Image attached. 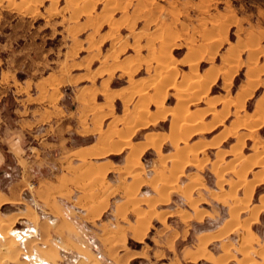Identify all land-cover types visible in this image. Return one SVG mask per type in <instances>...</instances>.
Here are the masks:
<instances>
[{"label":"rangeland","instance_id":"1","mask_svg":"<svg viewBox=\"0 0 264 264\" xmlns=\"http://www.w3.org/2000/svg\"><path fill=\"white\" fill-rule=\"evenodd\" d=\"M40 1L0 0V74L3 69H10L12 73L17 71V78H36L60 65L62 58L81 59L85 53L89 56L84 60L90 62V70L102 63L103 71V68H109L107 61L111 58L117 61L123 59L124 64L134 71L130 77V93L139 96L134 97L129 104L131 122L137 124L138 121L134 120L137 115L138 119L145 118L146 122L163 118L139 130L132 140L140 139L147 131H163L168 132V135L161 137L160 142H166L159 150H144L139 160L134 161V165L126 160V166L123 164L117 167L120 184L123 186L119 187L120 190L115 189L119 193L116 194V198L119 195L116 201L107 198V181L112 180L110 177H101L91 162H84L82 167H78L81 170L72 181L84 182L81 187L78 186L84 192L77 200L81 208L68 204L70 208L65 217L72 221L71 233L79 245L70 241L62 242L57 234L46 239H36V233L28 231V227H24L22 223L17 226L6 225L3 216L5 209H0V230L3 231L2 234L0 231V264H221V259H213V255L225 248L236 256L224 264H263L264 253L261 252L264 251V211L260 209L264 205V99L258 101L254 112L253 109L256 100L264 91V0ZM163 63L170 68L169 72L161 68ZM213 66L219 72H216L218 75L213 82L208 83L206 94L204 89L189 93L192 88L188 85L193 81L187 80L186 76L192 77L197 73L212 80V72L209 71ZM102 71L93 70V74L100 77L103 75ZM160 76L170 77V83L163 82ZM226 81L227 85L224 84ZM119 84H127V78L116 74L110 86ZM72 88L74 87L67 89L71 91ZM178 88L186 95V99L183 98L184 95L180 98L177 96ZM201 94L212 98L199 97ZM248 95L250 97L246 99ZM178 101L181 103V110L176 109ZM156 104L163 106L161 107L164 108L162 111L165 115L161 114V109L158 111ZM230 104L231 109H228ZM15 106L16 100L9 91L0 100V118L15 125ZM241 107L242 110L239 111ZM208 111L213 112L209 114H213L212 121L204 122L209 119ZM190 117H198L201 123L197 125L202 128L200 132H207L188 137L187 149L191 151L186 150L182 153L183 157L181 153H177L180 157L173 161L176 150L187 147L184 141H177V145L174 142L180 136L188 134L184 133L181 124L190 121ZM218 122L221 123L215 126ZM172 123H176V126H172ZM2 127L1 137L4 136ZM156 138L151 140L155 141ZM2 142L0 140V145ZM194 148L200 150L195 159L192 155ZM128 150L124 149L118 155L105 158L124 162ZM243 160L245 162L242 164ZM255 161H262V165L258 163L257 167L251 169ZM176 162L178 166L181 164V169H178L184 174L180 180H175L179 176L178 169V175L171 176L174 174L176 167L173 166H176ZM10 168V176H16L17 168L12 163ZM133 176L144 180L134 193L128 186L131 183L125 184L131 179L134 180ZM8 178L9 176H0V188H4ZM241 181L251 182L249 189L252 190L243 191L248 186H240ZM35 186L34 179L28 183L23 194L34 211L30 220L37 217L47 219L51 214L48 208H43L34 198ZM162 188L165 189L166 196H161L163 193L159 195L158 190H163ZM76 193L73 191L72 197ZM141 196H147L148 199ZM160 196L165 197L164 200ZM88 199L91 200V205L87 210L82 200L89 202ZM118 200L122 203L114 210L113 203ZM236 201L238 205L248 203L247 208L239 213L237 221L232 223L234 230L231 229L226 236L212 240L209 244V234L198 236L205 230L217 229L224 218L230 217L231 206L234 207ZM100 206H104L103 213L95 211ZM152 210L153 215L144 235H150V228L154 238H144L141 243L133 242L131 239L136 236L134 227L137 211L146 214ZM94 214H99L97 219L91 217ZM205 215L208 218L203 222ZM255 215L256 219L253 218ZM177 219L183 225L174 222ZM158 220H162L164 229L168 228L169 231L161 234L163 230L159 228ZM167 221L171 224L167 225ZM246 223H249L250 235L246 242H242ZM172 226L178 230H183L186 226L185 234L189 232L186 239L176 240L174 243L169 239L171 251L163 253L162 257L159 254L153 256L152 251L155 248L163 247L161 238L174 237L168 235L173 230ZM15 229L18 234L14 233ZM198 239L207 253H200L203 258L195 263H184L179 249L184 245L195 247ZM67 247L72 249L68 250ZM243 249L246 252H242ZM137 254L142 257L129 259ZM76 260L78 261L75 263Z\"/></svg>","mask_w":264,"mask_h":264},{"label":"crops","instance_id":"2","mask_svg":"<svg viewBox=\"0 0 264 264\" xmlns=\"http://www.w3.org/2000/svg\"><path fill=\"white\" fill-rule=\"evenodd\" d=\"M82 48L86 47L82 46ZM88 48L90 47L86 49ZM87 58H89V56L86 53L81 59H76L75 57L71 59L62 58L60 65L36 78H17L15 76L17 71L15 69L13 73L10 69H3L0 74V87H2L0 91V100L4 98L9 91L12 92L16 100V106L14 108L16 114L14 120L15 125L7 122L5 118H0V127L3 126L2 128L4 129V136H0V140H3L0 145V176H9L4 188H0V209H5L3 214L4 219H6L4 220L5 223H11L12 226H17L21 223L24 224V227H28V231L36 233V239H46L52 234H57L62 242L70 241L75 245H79V242L73 238V234L71 233V226H73V223L65 217L71 204L76 208H81L80 205L77 204V200L79 196H82L81 193L83 194L84 192H81L78 186L81 187L84 182L80 181L74 183L72 181L73 177L81 170L78 169V167L84 162H92L93 167L96 168L97 171H104L106 179L109 177L112 179L111 181H107L109 190L107 198H113L114 200H112L116 201L119 197L118 195L116 198V194L119 193H116L115 189L120 190L119 187L123 186L120 184L118 168L125 164L131 152L130 145H136V143L141 144L142 142L145 143L152 133L153 137L151 136V138L153 140L156 137L168 135V132L163 131H147L140 139L132 140L139 130L163 120V118L158 117L159 119H153L149 122H141V118L138 119L136 116L134 120H138V122L132 125V119L130 113H128L131 110L129 104L134 97H139L136 94L130 93L132 89L130 86L131 84L129 85L130 76L134 71L131 70L129 65L124 64L125 60L122 61V59L117 61L112 58L107 61L109 65L108 69L103 68L102 71L101 67L103 65L99 63L96 68L90 70V62L88 63V60H84ZM90 61H92V59ZM93 70L102 71L103 75H100V77L99 75L96 76V74H93ZM116 74L119 75V77H126L127 84L110 86V82ZM162 81L166 80L162 79ZM70 87L74 88L69 91L67 88ZM116 94L118 96H116ZM249 97L250 95H248L246 99ZM262 97H264V91L256 100L253 112L257 109L258 101ZM207 98L212 97L210 96ZM205 100L206 99H204V101ZM245 101L242 103V107H244ZM231 106L232 104L229 105L228 109H231ZM242 107L239 111L242 110ZM262 108L264 109V105ZM209 114L208 111L207 115L209 119L207 121L204 120V122L212 121V114ZM220 123L221 122L216 123L215 126ZM142 124L144 127H142ZM138 126L141 127L138 128ZM120 137L123 139L121 138V140H119ZM122 140L131 141V144ZM164 142L166 141L161 143L160 148L163 147ZM128 144L129 146L126 147ZM119 145L121 147H119ZM153 145L154 144L148 145L145 150L153 149L156 151V145ZM102 147L104 149H102ZM128 148L130 151H127V157L125 156L123 159L124 162L121 160L114 162L111 158H105L109 155H118L122 150ZM94 154H96V156ZM244 162V160L241 161L242 164ZM10 163L18 170L17 175L14 177H12V175L10 176ZM257 166V164H253L251 169ZM183 175L184 174L181 173L177 180H180ZM34 179L36 186L33 191V196L43 208H48L47 210L53 218L51 216H48L47 219H39L38 217L37 219L35 217L36 219L30 220V217H33L34 211L23 194L24 191L27 190L28 183ZM132 182L133 180L131 179L125 184H130ZM73 191L77 192L75 197H72ZM141 198L148 199L147 196H141ZM88 200L89 202L87 200V202L82 200V204L86 205L85 209L87 207V210L91 205V200ZM121 203L122 201L120 200L113 203V209L116 210ZM263 210L264 208L261 209V211ZM104 211L105 210H103L102 213ZM98 215L99 214H94L91 217L97 219ZM206 215L205 217L203 216V222L208 218ZM229 218L230 217L224 218L222 224L217 229L213 231L211 229L205 230L200 232L198 236L209 234V236H207L209 238L208 244L210 242L212 243V234L219 230L223 226V223ZM156 220L152 221L151 224L155 223ZM157 222L160 225L159 228L163 230L161 234L169 231L168 228L164 229L165 227L162 220H158ZM169 222L167 221V225L171 224ZM174 222H180L179 224L183 225V222L178 219L174 220ZM175 226L177 227L178 225L175 224ZM185 229L186 226L183 230H178L173 227V230H171L168 235L174 237L172 239L168 238L169 236L163 237V239L161 238V245L163 247L160 249L155 248V250L152 251L153 256L159 254L160 257H162L163 253L170 252V248L172 247L171 244L170 246L168 245L170 240H172V243L176 240L184 241L189 233L187 232L185 234ZM17 232L18 230L15 229L14 233L18 234ZM151 233H153V230L149 228L150 235H144L141 238L133 236L134 238L131 240L137 243H141L144 238L152 240L154 237ZM23 234H25L24 231ZM156 237L157 236H155V238ZM219 239L220 238L214 240ZM199 241L200 239L197 240L195 247L191 248L184 245L179 249L180 257L183 262L195 263L203 258L199 252L207 253L204 247L199 246ZM72 247L67 248L71 250ZM224 251H220L216 255H213V259L216 257L220 259ZM140 256L142 257V255L138 254L132 255L129 259L131 260ZM192 256H194V258ZM77 261L78 260H76L75 263ZM46 263L48 264V262ZM145 264H150V262H146Z\"/></svg>","mask_w":264,"mask_h":264},{"label":"bare ground","instance_id":"3","mask_svg":"<svg viewBox=\"0 0 264 264\" xmlns=\"http://www.w3.org/2000/svg\"><path fill=\"white\" fill-rule=\"evenodd\" d=\"M38 2L40 1V0H37ZM138 1V0H137ZM41 2V1H40ZM39 2V3H40ZM139 2V1H138ZM138 2H137V6H138ZM34 3V2H33ZM25 4V3H24ZM23 4V5H24ZM37 4V3H36ZM226 4H228V3H226ZM38 5V4H37ZM128 5H129V3H128ZM135 5V6H136ZM139 5H141V4H139ZM37 7V6H36ZM228 7H230V6H228ZM231 8V7H230ZM141 9V8H140ZM229 9V8H228ZM210 40V39H209ZM219 40V39H218ZM168 47V46H167ZM164 49V48H163ZM201 53V52H200ZM211 59V58H210ZM213 59V58H212ZM159 61H160V59H159ZM192 61V60H191ZM224 64V63H223ZM159 65H161V63L159 64ZM159 67V66H158ZM230 67V66H229ZM161 68L163 69V70H165V72L167 71V72H169V69L170 68H168L167 66H165L164 65V63H163V65L161 66ZM224 68V65H222L221 66V69H223ZM123 69H124V67H123ZM209 69V68H208ZM194 70V69H193ZM212 70V71H211ZM220 70V69H219ZM128 71V70H127ZM161 71V70H160ZM218 71V69L216 68V67H212L211 69H210V71L209 72H212V76H211V78H212V80H208V77H206V78H203V77H201L200 75H198L197 73H195V74H193V72H191V74H193V76L191 77V75H190V77H189V75H188V77L186 76V78H187V80H191L192 79V81L193 82H191V83H189V87H191L192 89H190L189 87V89L187 88V90H189V93H195V92H198L200 89H204L205 91V94H206V92H207V90L209 89V84L208 83H210V81L211 82H213V80L216 78V76L218 75V73H216ZM223 71V70H222ZM131 72V71H130ZM164 72V73H165ZM219 72V71H218ZM163 73V72H162ZM230 73V72H229ZM166 74V73H165ZM164 74V75H165ZM170 74V73H169ZM168 74V75H169ZM111 75V74H110ZM130 75V74H129ZM160 75H162V74H160ZM159 76V75H158ZM129 77V76H128ZM131 77V76H130ZM160 79H164V80H166V83H167V81L169 82L171 79H169L170 77H167V76H160L159 77ZM131 79V78H130ZM229 79V78H228ZM186 80V81H187ZM163 82H165V81H163ZM174 82V81H173ZM170 83V82H169ZM182 83V82H181ZM187 83V82H186ZM226 83V85H227V81L226 82H224V84ZM250 83V82H249ZM152 84V83H151ZM161 85V84H160ZM183 85V84H182ZM249 85V84H248ZM253 85V84H252ZM153 86V85H152ZM162 87H163V85H161ZM126 87V86H125ZM137 87V86H136ZM141 87V86H140ZM155 87V86H154ZM159 87V86H158ZM182 87V86H181ZM122 88V87H121ZM124 89V88H123ZM127 89V88H126ZM144 89V88H143ZM142 89V90H143ZM145 90V89H144ZM178 90H179V88H178ZM181 90V89H180ZM180 90L178 91L179 92V94L177 95V96H179V98L180 97H182V95H184V94H182L181 92H180ZM186 90V89H185ZM156 92V91H155ZM159 92H161V91H159ZM158 93V92H157ZM122 94V93H121ZM147 94V93H146ZM177 94V93H176ZM140 96H141V94H139ZM144 95V94H143ZM142 95V96H143ZM202 95V94H201ZM113 96H115V95H113ZM116 96H118L117 94H116ZM115 96V97H116ZM156 96V95H155ZM185 96L186 95H184V97L183 98H185ZM159 97V96H158ZM197 97V96H196ZM199 97H204V95H202V96H199ZM141 98V97H140ZM150 98V97H149ZM160 98V97H159ZM178 98V99H179ZM154 99V98H153ZM186 99V98H185ZM239 99V98H238ZM261 99H264V97L263 98H261ZM159 100H161V99H159ZM158 100V101H159ZM184 100V99H183ZM143 101V100H142ZM144 101H145V99H144ZM180 101H181V103L183 102L182 101V99H180ZM156 102V101H155ZM159 102H161V101H159ZM140 103V102H139ZM180 102L178 101L177 102V108L176 109H178V110H181L180 109V105H181V103L179 104ZM262 103H263V101H262ZM142 105V104H141ZM145 105V104H144ZM158 106V107H157ZM162 106V105H161ZM160 106V104H156V108L158 109V111H160V109H161V111L160 112H162L161 114H164V111H162L164 108H162ZM145 107V106H144ZM139 108V107H138ZM177 110V111H178ZM186 111V110H185ZM142 112V111H141ZM165 112H167V110H165ZM180 112V111H179ZM178 112V113H179ZM188 112V111H187ZM259 112V111H258ZM129 113V112H128ZM175 113H177L176 111H175ZM210 113H213L212 111H210ZM139 114H141V113H139ZM143 114V113H142ZM135 115V114H134ZM160 115V113L157 115V117ZM165 115V114H164ZM163 115V116H164ZM177 115H180V114H177ZM199 115V114H198ZM213 115V114H212ZM138 116V115H137ZM176 116V115H175ZM181 116V115H180ZM139 117V116H138ZM151 117V116H150ZM141 118V117H140ZM153 118V117H152ZM174 118H176V117H174ZM179 118V117H178ZM198 118V117H197ZM197 118H193V117H190L189 119H190V121H184L183 122V124H181V126H182V129L185 131L184 133H186V132H188V134H185V135H182V136H180L181 138H178V139H175V141L176 142H174V143H176L175 145H177V141H184L183 143H186V146H187V140H188V137H190V136H192V135H194V134H197V133H199L200 132V130L202 129L200 126H198L197 124H200L201 122H200V119L198 120ZM157 119V118H156ZM159 119V118H158ZM173 119V118H172ZM182 119V118H181ZM188 119V118H187ZM260 119V118H259ZM144 120H145V118H144ZM144 120L141 118V122H144ZM174 120V119H173ZM177 120V119H176ZM175 120V121H176ZM186 120V119H185ZM135 121H138V120H135ZM146 121V120H145ZM178 121V120H177ZM127 122V121H126ZM134 122V121H133ZM132 122V123H133ZM147 122H149V120L147 121ZM140 123V122H139ZM178 123V122H177ZM181 123V122H180ZM127 124V123H126ZM133 124H135V123H133ZM143 124H145V123H143ZM143 124H142V127H144L143 126ZM146 124H148V123H146ZM141 125V124H140ZM246 125V124H245ZM258 125V124H257ZM172 126H176V123H172ZM244 126V125H243ZM133 127V126H132ZM139 127H141V126H138V128ZM173 128V127H172ZM181 129V130H182ZM121 130V129H120ZM137 130V129H136ZM172 130V129H171ZM190 130V131H189ZM170 131V130H169ZM111 133V132H110ZM120 133H121V131H120ZM125 133V132H124ZM130 133V132H129ZM173 133V132H172ZM182 133V132H181ZM180 133V134H181ZM183 133V134H184ZM234 133V132H233ZM153 134V133H152ZM151 134V136L153 137V135ZM159 135V134H158ZM157 135V136H158ZM161 135V134H160ZM179 135V134H178ZM112 136V135H111ZM121 136H122V133H121ZM147 136H148V134H147ZM151 136H149V137H151ZM121 138L122 137H120L119 138V140H121ZM147 138V137H146ZM168 138V137H167ZM123 139V138H122ZM161 137H158V138H156V140L155 141H152L151 140V138H148V140H146V142L144 143V142H142L141 144H137L136 143V145H130V147H131V152L129 153V156H128V158H127V162L128 163H134V161L135 160H139V157H140V154L146 149V147L148 146V145H150V144H154V145H156V148L159 150L160 149V141H161ZM118 140V141H119ZM114 141V140H113ZM115 141H117V140H115ZM122 141H125L126 143L128 142V143H130L128 140H122ZM102 142V141H101ZM120 142V141H119ZM122 143V142H121ZM110 144H112V143H110ZM116 144V143H115ZM125 144V143H124ZM131 144V143H130ZM134 144V143H133ZM203 144V143H202ZM201 144V145H202ZM213 144V143H212ZM215 144V143H214ZM107 145V144H106ZM117 145V144H116ZM123 145V144H122ZM153 145V146H154ZM174 145V144H173ZM125 146V145H124ZM129 146V144L126 146V147H128ZM185 146V147H186ZM197 146V145H196ZM205 146V145H204ZM113 147V146H112ZM117 147V146H116ZM116 147H114V148H116ZM119 147H121L120 145H119ZM119 147H118V149H119ZM191 147V146H190ZM189 147V148H190ZM177 148V147H176ZM188 148V146L184 149V148H180V149H177L176 151V154H174L173 156L174 157H172V159H173V161L174 160H176V158L179 156L177 153H181V156L183 157V154L182 153H184L186 150H188V151H191V149H187ZM193 148V147H192ZM95 149V148H94ZM98 149V148H97ZM102 149H104L103 147H102ZM110 149V148H109ZM129 149V148H128ZM194 149H196V148H194ZM194 149H192V151H195L192 155H193V159H195L196 158V156H197V154L200 152V150H197V152H196V150H194ZM199 149V148H198ZM96 150V149H95ZM100 151V150H99ZM130 151V150H129ZM187 151V152H188ZM112 152V151H111ZM115 152H117V151H115ZM187 152H186V154H187ZM98 153V152H97ZM96 153V154H97ZM113 153V152H112ZM190 153V152H189ZM96 154H94L95 156H96ZM186 154H185V158H186ZM263 154V153H262ZM99 155V154H98ZM218 155V154H217ZM158 156V155H157ZM94 157V156H93ZM127 157V156H126ZM180 157V156H179ZM178 157V158H179ZM264 157V156H263ZM92 158V157H91ZM192 159V160H193ZM256 159V158H255ZM178 160V159H177ZM191 160V159H190ZM126 162V161H125ZM137 162H139V161H137ZM179 162V161H178ZM178 162H176V163H174L176 166H173V167H176V168H174L175 170L173 171L174 172V174L172 173V175L171 176H176V175H178V174H176V173H178L176 170L178 169V167H179V169H181V164L178 166ZM253 162V161H252ZM260 162H262V161H257V163H256V161H255V163L254 164H257L258 165V163H260ZM92 163V162H91ZM90 163V166H92V164ZM179 163H181V162H179ZM200 163V162H199ZM262 163H264V162H262ZM262 163H260L261 165H262ZM84 164V163H83ZM137 164V163H136ZM193 164H194V162H193ZM253 164V163H252ZM251 164V165H252ZM134 165V164H133ZM173 164H171V166H172ZM88 166V165H87ZM125 166H126V164H125ZM215 166V165H214ZM255 166V165H254ZM81 167H82V165H81ZM105 167V166H104ZM134 167V166H133ZM132 167V168H133ZM230 167V166H229ZM248 167H250V166H248ZM248 167H245V168H248ZM87 168V167H86ZM89 168V167H88ZM233 168V167H232ZM80 169V168H79ZM131 169V168H130ZM130 169L128 170L129 171V173H130ZM138 169V168H137ZM156 169V168H155ZM178 169V171H179V175H181V173H180V171L181 170H179ZM106 170V169H105ZM126 170V169H125ZM231 170V169H230ZM241 170V169H240ZM132 171V170H131ZM134 171V170H133ZM107 172V171H106ZM182 172V171H181ZM239 172V171H238ZM244 172V171H243ZM246 172V171H245ZM76 173V172H75ZM94 173V172H93ZM96 173H98L99 175H101V177H103L104 175H105V172L104 171H102V170H98ZM95 173V174H96ZM134 174H135V172H133ZM222 173V172H221ZM164 174V173H163ZM80 175V174H79ZM78 175V176H79ZM86 175V174H85ZM85 175H84V177H85ZM139 175V174H138ZM244 175V174H243ZM242 175V176H243ZM77 176V175H76ZM87 176V175H86ZM95 176V175H94ZM96 176H97V174H96ZM132 176V175H131ZM160 176V175H159ZM79 177H81V176H79ZM162 177V176H161ZM179 176H176L175 177V180H177V178H178ZM81 178H83V176L81 177ZM87 178V177H86ZM97 178V177H96ZM104 178V177H103ZM260 178V177H259ZM78 178L76 177V179L75 180H77ZM85 179V178H84ZM133 182L130 184V185H128L129 186V189H130V191L132 192L133 191V193L134 192H137L138 191V189H139V187H140V185L143 183V179L141 178V177H139V176H136L135 178H134V176H133ZM170 179V178H169ZM240 179H243L242 177L240 178ZM71 180V179H70ZM163 180V179H162ZM164 180H165V178H164ZM171 180V179H170ZM82 181V180H81ZM90 181V180H89ZM158 181V180H157ZM79 182V181H78ZM96 182V181H95ZM224 182V181H223ZM75 183V182H74ZM76 183H77V181H76ZM93 183V182H92ZM161 183H162V181H161ZM166 183V182H165ZM168 183V182H167ZM166 183V184H167ZM219 183H220V181H219ZM250 183L251 182H247V183H245V181H241V183H240V186H242L241 184H243V185H246V186H248L247 187V190H243V191H247V192H249L250 190H252V189H249V187H250ZM257 183V182H256ZM94 185H95V183H93ZM232 184V183H231ZM165 185V184H164ZM252 185H253V183H252ZM126 186V185H125ZM127 186V187H128ZM238 186H239V184H238ZM162 187H163V185H162ZM169 187V186H168ZM86 188V187H85ZM244 188V187H243ZM251 188V187H250ZM91 189V188H90ZM129 189H128V191H129ZM163 189V188H162ZM166 189H167V186H166ZM249 189V190H248ZM89 190V189H88ZM164 190L165 189H163V190H158L159 191V195L161 194V193H163V194H161V196L162 195H164L165 193H164ZM230 190V189H229ZM92 191V190H91ZM129 191V192H130ZM163 191V192H162ZM167 192V191H166ZM127 193V192H126ZM230 193H231V191H230ZM92 194H94V193H92ZM128 194V193H127ZM251 194V193H250ZM186 195V194H185ZM223 195V194H222ZM160 196V197H161ZM164 196H166V195H164ZM93 197V196H92ZM96 197V196H95ZM101 197V196H100ZM264 197V196H263ZM161 198H163V200H164V198L165 197H161ZM160 198V199H161ZM149 199H150V197H149ZM244 199H246V198H244ZM103 200H104V198H103ZM138 200V199H137ZM242 200V199H241ZM247 201H248V199H246ZM246 200H244V201H246ZM93 201V200H92ZM96 201H98V200H96ZM147 201V200H146ZM243 201V200H242ZM9 202V201H8ZM133 202V201H132ZM148 202V201H147ZM240 202V201H239ZM93 203V202H92ZM95 203V202H94ZM125 203V202H124ZM145 203V202H144ZM157 203V202H156ZM248 203V202H247ZM247 203L246 204H244V203H242V205H238L237 204V201L235 202V206L234 207H232L231 209H230V218L229 219H227L224 223H223V226L219 229V230H217L215 233H213L212 234V240H214V239H217V238H221V237H223V236H225L228 232H230L231 231V229H233L234 230V228H232L233 226H231L232 225V223L234 222V221H237V218H238V215H239V213L241 212V211H243V210H245L246 208H247ZM154 204V203H153ZM152 204V205H153ZM95 205V204H94ZM100 205V204H99ZM104 207V206H103ZM103 207H98L97 209L98 210H95V211H97L98 213H100L101 211H102V209H103ZM263 207H264V205L262 206V208L261 209H263ZM260 209V208H259ZM260 209V210H261ZM121 210V209H120ZM94 211V212H95ZM264 211V210H263ZM138 213V216L136 217V225H135V227L134 226H132V227H134V233H135V235L137 236V237H139V238H141V237H143L144 236V234H145V231L147 230V228H148V226H149V223H150V219H151V217H152V215H153V210L151 211V212H149V213H142L141 211H137ZM257 212V211H256ZM204 213V212H203ZM120 214V213H119ZM255 214H257V213H255ZM15 216V215H14ZM209 216V215H208ZM202 218V217H201ZM253 218H257V215H255ZM9 221V220H8ZM201 221V220H200ZM1 222V221H0ZM10 222V221H9ZM242 222V221H241ZM6 225H11V223H5ZM240 224V223H239ZM1 225V224H0ZM235 227H236V225H234ZM244 226H245V233H244V235H243V237H242V242H246V240H247V238H248V236L250 235V231H249V223H246V224H244ZM6 228H7V226H6ZM3 229V228H2ZM1 231V230H0ZM121 232V231H120ZM3 233V231H1V234ZM0 234V235H1ZM10 236V235H9ZM135 236V237H136ZM205 236V235H204ZM207 236V235H206ZM4 238V237H3ZM203 238V237H202ZM209 239V238H208ZM4 240V239H3ZM139 241V240H138ZM209 241V240H208ZM207 241V242H208ZM225 243V242H224ZM202 244L204 245L205 244V242H202ZM228 245V244H227ZM199 246H202L201 245V243L199 242ZM198 246V247H199ZM226 247V246H225ZM109 248V247H108ZM205 248V247H204ZM246 249V248H245ZM245 249H243V250H241L242 252H246V250ZM106 250V249H105ZM198 250V249H197ZM224 250V249H223ZM201 251V250H200ZM241 252V253H242ZM248 252V251H247ZM203 253V252H202ZM264 253V251H262L261 252V254H263ZM193 254V253H192ZM199 254H200V252H199ZM244 254V256L246 255V253H243ZM193 258H194V256H192ZM191 257V258H192ZM199 257V256H198ZM126 258H129V257H126ZM196 259H198V258H196ZM221 261H220V263L221 264H224V262L225 261H229V260H233V259H235V254L234 253H232V252H229V250H225L224 251V253L221 255ZM195 261V260H194ZM217 261V260H216ZM41 264H43V263H41ZM48 264H50V263H48ZM125 264V263H124ZM264 264V263H263Z\"/></svg>","mask_w":264,"mask_h":264}]
</instances>
